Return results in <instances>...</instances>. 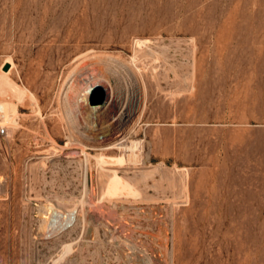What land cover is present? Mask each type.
Listing matches in <instances>:
<instances>
[{
  "label": "rangeland",
  "instance_id": "374dc122",
  "mask_svg": "<svg viewBox=\"0 0 264 264\" xmlns=\"http://www.w3.org/2000/svg\"><path fill=\"white\" fill-rule=\"evenodd\" d=\"M74 21L101 52L130 59L142 41L143 117L126 136L138 149L105 159L108 177L96 163L104 147L76 145L108 139L76 132L68 146L51 108L62 65L41 103L59 156L38 121L10 136L0 120V264H264V0H0L6 82L26 87L30 61ZM112 78L88 66L65 92ZM112 89L102 105L118 103ZM52 206L62 216L50 224Z\"/></svg>",
  "mask_w": 264,
  "mask_h": 264
},
{
  "label": "bare ground",
  "instance_id": "6f19581e",
  "mask_svg": "<svg viewBox=\"0 0 264 264\" xmlns=\"http://www.w3.org/2000/svg\"><path fill=\"white\" fill-rule=\"evenodd\" d=\"M30 14V9H27L21 16V19H25L28 25L32 23ZM12 19L14 21L17 19L16 14L13 15ZM58 39H61L59 43H57ZM95 40L98 41L88 25H81L74 21L61 30L55 31L53 38L45 43L38 52V60L30 61L25 75L26 87L18 86L9 80L6 82L5 76L0 74V120L7 125L8 132L10 128V136L19 129L23 122L29 121V124L32 125L34 121H38L39 126L43 128L42 139L49 141L47 153H55V156H59L61 147L56 141V137H59L58 126L51 129L47 128V119H45L44 107L41 106V103L45 96H48L49 92L53 90L56 70L65 65L67 71L58 85L56 100H53V105L50 103L52 110L55 108L57 113L54 112L53 114H56V120L66 129L65 135L69 147L74 146L76 142L75 139L77 138L74 135L76 132L87 140H109L105 144L99 145L87 144L83 141L76 143V145H79L81 149L86 148L87 145L104 147L97 153L96 163L101 175L113 177L116 176V170L108 169L112 166H107V168L104 165V160L118 159L120 161L125 152H135L138 149V141H129L126 136L129 130L133 129V126L143 117L141 101L146 93V84L144 85L138 66L135 65V60H141L145 52L142 41L137 37H134V41H132L133 55L130 59H125L119 54H109L95 49L93 46ZM103 48H110L109 42L104 43ZM55 55L58 56L57 60L54 59ZM72 57L75 60H71ZM92 65L105 74L113 76L114 84L112 85L109 80L102 83L97 80L99 86L95 90L96 82L79 89L76 88V84H71L69 88L75 94H69V90V92H65L68 81ZM124 72L126 75L123 76ZM104 84L114 89L109 91V95L113 98L117 97V104H101L99 95L103 92ZM76 106L78 108L77 114ZM23 109H29V113L24 115L20 111ZM109 135L112 136L108 137ZM116 149L121 152L119 156H116L118 155ZM150 175L151 173L147 172L143 176L146 178ZM131 187L132 189L136 188L134 185ZM63 213V216L67 217L68 214ZM61 216L58 209L52 206L46 207V214H44L43 219L53 224L59 221Z\"/></svg>",
  "mask_w": 264,
  "mask_h": 264
},
{
  "label": "built area",
  "instance_id": "2783aa9c",
  "mask_svg": "<svg viewBox=\"0 0 264 264\" xmlns=\"http://www.w3.org/2000/svg\"><path fill=\"white\" fill-rule=\"evenodd\" d=\"M5 132V127L0 126V134H3Z\"/></svg>",
  "mask_w": 264,
  "mask_h": 264
},
{
  "label": "water",
  "instance_id": "95a60500",
  "mask_svg": "<svg viewBox=\"0 0 264 264\" xmlns=\"http://www.w3.org/2000/svg\"><path fill=\"white\" fill-rule=\"evenodd\" d=\"M8 63L7 64H5L4 66H3V70H7L8 69Z\"/></svg>",
  "mask_w": 264,
  "mask_h": 264
}]
</instances>
